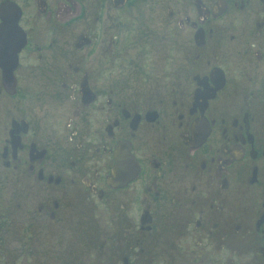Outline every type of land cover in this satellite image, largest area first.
I'll list each match as a JSON object with an SVG mask.
<instances>
[{
    "label": "flooded vegetation",
    "instance_id": "1",
    "mask_svg": "<svg viewBox=\"0 0 264 264\" xmlns=\"http://www.w3.org/2000/svg\"><path fill=\"white\" fill-rule=\"evenodd\" d=\"M16 1L24 259L264 264V0Z\"/></svg>",
    "mask_w": 264,
    "mask_h": 264
},
{
    "label": "rangeland",
    "instance_id": "2",
    "mask_svg": "<svg viewBox=\"0 0 264 264\" xmlns=\"http://www.w3.org/2000/svg\"><path fill=\"white\" fill-rule=\"evenodd\" d=\"M4 94L0 95V145L3 142V130L4 127H6V119L4 118V110L3 107L6 103V98L3 97ZM4 118V119H3ZM1 151V148H0ZM15 176H13L12 171H7L3 168V166L0 165V210L1 209H6V213L13 217V214L15 215L14 218L18 219L20 222L23 219V217H20V211L21 210L19 207H17V204L22 200L20 199L21 197V193L22 190L20 191V187H18V182L16 181ZM14 211V212H12ZM27 215V217H29L28 213H25ZM51 230V229H50ZM52 232V230H51ZM53 233H55V231L53 230ZM48 236H50L49 232H48ZM42 242L43 245L40 249V246H35V245H31L32 247V259L28 258L24 259V254L21 255V257H18L15 259V264H56L55 263V259H54V253L52 252V249H54L53 245H51V239L50 238H46L43 239ZM20 244L14 243L13 247H19ZM37 247H39V249H37ZM45 251L44 255H42L40 252L41 251ZM36 251V252H35ZM35 252V254H34ZM91 255V252H90ZM89 255V256H90ZM93 255V253H92ZM1 256V255H0ZM50 257V259H49ZM52 258V259H51ZM72 256L69 255L68 259H71ZM89 258V257H87ZM24 259V260H23ZM23 260V261H22ZM47 261V262H46ZM50 261V262H49ZM68 263L71 264H78L77 262H73L71 260H67ZM90 264H94L92 257H90ZM12 264H14L13 262H11ZM0 264H4V261L2 259H0ZM10 264V263H7Z\"/></svg>",
    "mask_w": 264,
    "mask_h": 264
},
{
    "label": "water",
    "instance_id": "3",
    "mask_svg": "<svg viewBox=\"0 0 264 264\" xmlns=\"http://www.w3.org/2000/svg\"><path fill=\"white\" fill-rule=\"evenodd\" d=\"M20 13L16 3L9 0L0 3V67L6 81L10 78V69L15 66L17 52L24 42L18 28Z\"/></svg>",
    "mask_w": 264,
    "mask_h": 264
},
{
    "label": "trees",
    "instance_id": "4",
    "mask_svg": "<svg viewBox=\"0 0 264 264\" xmlns=\"http://www.w3.org/2000/svg\"><path fill=\"white\" fill-rule=\"evenodd\" d=\"M7 221H10L9 218L5 217L3 215V212L0 211V254H1V257L3 259H12L15 254H16V251L15 250H7L4 246H2V242L4 241V243L8 240H9V235L5 229V226H6V223ZM10 223L11 221L9 222V224L7 225V227L10 226ZM6 242V243H7ZM7 255V256H5Z\"/></svg>",
    "mask_w": 264,
    "mask_h": 264
}]
</instances>
